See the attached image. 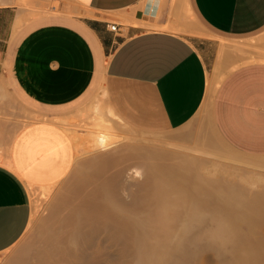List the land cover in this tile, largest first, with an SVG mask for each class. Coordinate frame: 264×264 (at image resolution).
I'll return each instance as SVG.
<instances>
[{"label": "crops", "instance_id": "crops-1", "mask_svg": "<svg viewBox=\"0 0 264 264\" xmlns=\"http://www.w3.org/2000/svg\"><path fill=\"white\" fill-rule=\"evenodd\" d=\"M96 96L148 133L209 109L228 144L264 156V0H0V258L31 223L30 185L73 170L68 120Z\"/></svg>", "mask_w": 264, "mask_h": 264}, {"label": "bare ground", "instance_id": "bare-ground-1", "mask_svg": "<svg viewBox=\"0 0 264 264\" xmlns=\"http://www.w3.org/2000/svg\"><path fill=\"white\" fill-rule=\"evenodd\" d=\"M97 127L102 130L103 121ZM95 133V149H110L112 136ZM178 137L196 144L201 140L192 133ZM184 153L136 151L128 158L143 159L145 169L131 171L132 178H142L135 190L114 180L86 193V183L118 164L92 160V173L78 174L83 178L74 190L79 202L68 214L67 236L63 242L48 237L56 244L52 251L36 252L40 264H206L215 258L216 264H264V238L255 231L264 222V201L215 200L244 193L239 185L216 184L202 168L203 159ZM258 165L264 166V160ZM13 264L25 263L17 259Z\"/></svg>", "mask_w": 264, "mask_h": 264}, {"label": "rangeland", "instance_id": "rangeland-1", "mask_svg": "<svg viewBox=\"0 0 264 264\" xmlns=\"http://www.w3.org/2000/svg\"><path fill=\"white\" fill-rule=\"evenodd\" d=\"M191 18L194 19L198 27L197 30L203 29L194 15ZM187 20V28L190 29L194 25L189 18ZM180 33H185V30H182ZM110 111L114 114L113 109L110 106H106L103 100L99 103L96 96L84 109L79 110L68 120L76 148L73 170L67 178L57 184L40 185L38 187L30 185L31 223L23 238L1 256L0 264H13L17 259H20L25 264H40L36 252L38 253L42 249L47 251L54 249L56 241H49L52 235L63 242L64 237L67 236V230L70 228L69 220H71V216L69 217V215H72L74 207L79 202V198L74 196V190L81 184L83 178L78 174L92 173L93 166L91 161L96 158L104 160L114 159L118 161V164L104 170L94 181L85 182L87 184L86 193L94 191L99 185L114 180L122 186H131V190H135V186L137 183L142 182V178L140 175H135L136 177L132 178L133 173L131 171L136 169L143 171L145 164L141 158L128 157L136 151L149 150L150 152L161 151L180 153L181 155L185 152V156L191 158L195 156L200 161L203 159L205 163L201 161L204 164L202 168L206 169L205 173L209 172L210 178L214 179L216 184L239 185L240 189H242L241 192L244 193V197L241 198H215L217 201H230L231 203L235 200L245 202L264 201V197L260 196V193L264 191V166L258 165L259 162L264 160V156H249L228 144L217 130L209 109L202 110L194 118L193 124H188L185 129L165 133L142 132L128 126L124 121L121 122L122 119L113 114L111 115ZM100 121H103L102 130H99L101 127H97ZM96 131L112 136V139L109 138L110 149L106 151L95 149L92 138L95 136ZM191 133L197 135L199 138L201 137V140L196 141L197 144L193 141L191 142V140H182L178 137L179 134L186 136ZM57 153L64 154L67 157L66 153L59 152L58 150ZM251 157L255 159H251ZM55 158L57 162L47 158L46 161L40 164V169L49 170L53 174H56L50 181L58 179L63 171H65L60 172V169L66 162L59 156H55ZM158 163L164 165L160 161ZM28 174V177L39 182L46 177V174H42V176L40 173L37 176ZM121 192L124 199L128 198L126 190H122ZM254 192L259 197H254V194H250ZM245 194L247 195L245 196ZM74 203L76 204L74 205ZM228 206L231 207L232 205ZM260 226L255 231H260L256 233L264 238V222ZM65 228L68 229L66 230ZM214 261L207 263L216 264V258Z\"/></svg>", "mask_w": 264, "mask_h": 264}, {"label": "built area", "instance_id": "built-area-1", "mask_svg": "<svg viewBox=\"0 0 264 264\" xmlns=\"http://www.w3.org/2000/svg\"><path fill=\"white\" fill-rule=\"evenodd\" d=\"M111 29H112L113 31H115V30H116V25L111 26Z\"/></svg>", "mask_w": 264, "mask_h": 264}]
</instances>
